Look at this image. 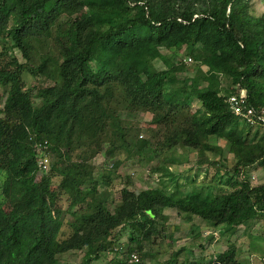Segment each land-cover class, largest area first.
<instances>
[{
    "label": "trees",
    "instance_id": "1",
    "mask_svg": "<svg viewBox=\"0 0 264 264\" xmlns=\"http://www.w3.org/2000/svg\"><path fill=\"white\" fill-rule=\"evenodd\" d=\"M248 9V0H0V264H58L69 252L81 264L102 254L146 264L165 249L167 209L225 232L263 219L264 181L253 185L249 170L264 167V13ZM24 75L41 85L26 88ZM241 90L252 124L227 102ZM143 114L161 130L154 144L139 145L129 125ZM44 142L47 172L37 167ZM122 150L157 184L135 192L127 176L111 208ZM186 152L197 155L188 193L172 169ZM98 154L113 160L101 175ZM210 169L227 192L195 189L196 172ZM213 264L242 263L230 246Z\"/></svg>",
    "mask_w": 264,
    "mask_h": 264
},
{
    "label": "rangeland",
    "instance_id": "2",
    "mask_svg": "<svg viewBox=\"0 0 264 264\" xmlns=\"http://www.w3.org/2000/svg\"><path fill=\"white\" fill-rule=\"evenodd\" d=\"M248 5V11L251 15L260 16L264 13V0H248ZM161 52L164 55L168 54V51L164 49H162ZM17 56H19V54H17ZM186 61L188 62L187 59ZM158 66L161 67V63H158ZM188 75L192 76V73H188ZM23 79L26 83V88H32L33 86L37 87L41 85L40 81L33 79L31 76L24 75ZM0 95L1 108L2 100L5 96L2 92V89H0ZM198 105V103H194L192 108L195 109L198 107ZM150 117V114L136 115L129 121L130 126H138L140 129L138 135L139 145H142L146 140H150V142L154 144L161 137L160 128L149 124ZM262 131L263 130H261L259 134H261ZM217 144L223 146L224 143L222 140H220L217 142ZM118 155V158L124 159L117 171L110 174L112 202L109 204V207L111 208L117 204L119 191L124 186L127 176L131 177L130 188L135 192H139L140 190H144L148 187H154L157 184L156 177L150 174L148 167L144 166L142 163H139L137 158L126 160L125 156L127 155V152L125 150H122ZM207 156L210 161H213L217 158V155L212 152L207 153ZM223 157L230 159L232 158V155L224 152ZM196 159V153L190 152L182 162L172 166V169L176 173H179V178L182 184H185L183 189L187 193L191 188V186L187 184V182L191 179V176L187 174V171L188 168L195 167L194 162ZM92 162L95 166L96 173L98 172L101 175L102 172L108 171V167L113 163V160H107L104 154H98L93 158ZM155 163L156 162H153V164ZM212 172V169L208 170V173L204 172V170L197 171L193 178L195 182V189H203L204 192L210 194H221L227 192L229 190V184H227L226 179L219 180L220 178L216 176L211 182H209ZM249 173L250 177L255 178V181L251 180L253 185L260 184L262 181H264V167L255 166L250 168ZM164 213L167 216L163 231L165 238L163 245L165 249H158L161 251V253L157 254L153 261H147L146 264H160L172 257H175L177 262L182 264H196V262L198 264H211L213 260L216 259V256L213 255L217 253V250H221L220 248L224 249L226 247H224L222 243L215 247V249H209L208 246H204L201 249L200 244H203V240L201 239H204V237H207V235H210V233H213L214 231H210V229H208L205 224L198 219H195L193 223H185L181 221L174 210L167 209L164 210ZM191 225L192 229L190 228ZM158 229H160V227ZM237 229L240 230L239 235L241 236H237V238L234 240L233 246H235L234 249H239L237 246H241L240 249L242 253L240 257L245 260L249 259L250 264H264V219L261 217H256L254 220L242 225ZM201 235H203L202 238ZM247 235L259 236L260 238H245ZM126 246L127 238L124 236L119 240V244H116L115 249L124 250ZM248 249H250V252ZM260 254H263V259H259ZM118 255L123 257V254L119 253ZM80 257V253H65L58 256V264H81ZM111 258L112 255L102 254L100 259L94 261L92 264H112L110 262Z\"/></svg>",
    "mask_w": 264,
    "mask_h": 264
},
{
    "label": "built area",
    "instance_id": "3",
    "mask_svg": "<svg viewBox=\"0 0 264 264\" xmlns=\"http://www.w3.org/2000/svg\"><path fill=\"white\" fill-rule=\"evenodd\" d=\"M244 97H245V92L244 90H241L238 96H230L227 99V102L229 103L230 109L234 113V115L245 118L250 122L251 124L253 123V116H254V111L252 108H248L244 105ZM262 114H264V110L261 111ZM260 119L263 121L264 118L263 116L260 117ZM37 167L39 168L40 171L47 172L49 169L50 165V158H49V153L47 152V144L44 143H39L37 145ZM112 164L110 165V167ZM252 181H255L254 177H251ZM264 219V217H263ZM213 236H216V233H210ZM216 259L213 260L215 262ZM129 262L131 263H137L139 262V258L136 254H131L129 258ZM213 262L211 264H213ZM161 264V263H160ZM177 264H182V263H177Z\"/></svg>",
    "mask_w": 264,
    "mask_h": 264
},
{
    "label": "crops",
    "instance_id": "4",
    "mask_svg": "<svg viewBox=\"0 0 264 264\" xmlns=\"http://www.w3.org/2000/svg\"><path fill=\"white\" fill-rule=\"evenodd\" d=\"M206 227L208 229H210V231H214V232L216 231L215 232L216 236H213V235L210 234V235H207V237H204V239H201V240H203V244H204V245L202 243L200 244L201 249L204 246L205 247L208 246L209 249H215V247H217L219 244H222V243H223L222 245H224V247L226 246L224 249L220 248L221 250H217V253H215L213 256H218L222 252H224L227 249H229L230 246L234 245V240L237 238V236H241V235H239L240 234V230H238L237 228L234 230V232H225V231L220 230V229L211 230L212 228H209L208 226H206ZM202 237H203V235H201V238ZM245 238H251V239L255 238L256 239V238H260V237L259 236H253V235L252 236L251 235H247V236H245ZM233 247H235V246H233ZM237 247L239 249H235V251H236V260L238 262L242 263V264H250V260L249 259L245 260V259H242L240 257V255L242 253V251L240 249L241 246H237ZM248 251L250 252V249H248ZM259 259H263V254L259 255ZM196 264H198V263L196 262Z\"/></svg>",
    "mask_w": 264,
    "mask_h": 264
}]
</instances>
